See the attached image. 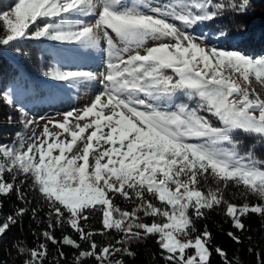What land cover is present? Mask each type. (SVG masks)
Here are the masks:
<instances>
[{
	"label": "snow or ice",
	"instance_id": "6c2138e0",
	"mask_svg": "<svg viewBox=\"0 0 264 264\" xmlns=\"http://www.w3.org/2000/svg\"><path fill=\"white\" fill-rule=\"evenodd\" d=\"M251 6L252 0H13L0 7V49L20 54L27 41L58 42L97 49L103 62L99 72L59 64L44 71L69 89L97 82L100 90L62 119L40 117L43 131L32 142L17 133L0 144V195L15 192L31 203L23 191L30 179L29 189L48 208L39 235L76 249L73 264H125L124 256H136L133 243L149 237L164 264H211L213 253L234 264L213 247L207 225L201 231L196 222L221 208L235 230L227 236L239 244L243 218H264V159L255 151L264 142V57L218 47L193 30ZM211 31L218 41L229 36L226 28ZM179 95L186 100L177 102ZM17 103L14 88L0 87V105ZM17 111L25 128L36 122L22 106ZM241 132L255 138L244 151L235 138ZM209 180L215 187L205 190ZM230 184L258 202L226 200ZM28 211L17 207L0 217V237ZM31 212L35 219L38 209ZM97 216L101 227L93 229L88 222ZM65 224L79 242L69 235L56 240L54 229ZM113 233L114 242L94 239ZM17 251L23 264H45L48 246Z\"/></svg>",
	"mask_w": 264,
	"mask_h": 264
},
{
	"label": "trees",
	"instance_id": "16d2710c",
	"mask_svg": "<svg viewBox=\"0 0 264 264\" xmlns=\"http://www.w3.org/2000/svg\"><path fill=\"white\" fill-rule=\"evenodd\" d=\"M12 2L13 0H0V7L6 8ZM209 28H226L229 36L221 42L230 48L241 52H251L254 55L264 54V0H252V6L245 14L226 12L222 18L200 24L194 30H207ZM57 44L58 42L50 41H27L23 44L20 54L9 48L0 49V87L7 85L14 88L18 101L14 107L0 105V144H11L17 139V133L22 135L24 125L21 122L22 117L17 111L18 108L22 106L28 114H32L38 108L43 109L51 99H60L61 95L70 92L71 89L67 88L66 85L52 81L43 75L44 71L52 64L78 68L65 61L56 49ZM83 68L78 69L89 70L87 66H83ZM184 100L186 98L183 95L178 96V101ZM9 116L12 117L11 120L8 119ZM235 138L242 142L241 151L246 150L255 139L242 132L237 133ZM255 151L261 159H264V142ZM5 179L10 180L11 177L6 173ZM30 184L31 180L29 179L23 187L26 198L31 201L29 204L17 200L15 192L8 196L0 195V202L3 204V208L0 209V217L7 216L17 207L29 209L5 235L0 237V264H23L26 257L18 255L17 247L24 246L32 249L41 242L47 243L48 246L45 264H73L72 258L77 253L76 249L45 241L39 235L47 228L46 213L48 208L41 197L29 189ZM202 187L206 190L207 187H215V184L209 180L208 184L202 185ZM243 193L242 187L237 188L231 184L223 190L224 198L237 205L243 204L246 200L249 203L258 202L255 196L251 194L245 196ZM116 203L130 210L126 201L118 199ZM32 208L38 209L35 219L32 217ZM243 221L246 230L236 232L242 241L239 244L227 236L229 231L235 230L232 229L230 220L223 215L221 208L206 211V218L198 220L196 227L203 231L204 226L207 225L212 234L213 247L220 246L223 248L234 264H257V252L261 254V259L264 260V218L258 214H249L243 218ZM147 222L150 223L151 219H148ZM88 223L93 229L101 227L98 216L92 217ZM53 234L57 241H60L64 235H69L79 242L78 234L66 224L56 227ZM117 238L119 237L115 233L109 236L96 235L94 237L96 242L101 245L107 241L114 242ZM81 246L84 249L88 248L85 242H81ZM132 247L136 256L134 258L124 256L125 264H164L159 255L160 250L155 237L136 241ZM249 248L253 249L251 253L248 251ZM58 249L64 252L65 259L59 257ZM84 264H95V261L88 259ZM211 264H221V258L215 253L211 257Z\"/></svg>",
	"mask_w": 264,
	"mask_h": 264
},
{
	"label": "rangeland",
	"instance_id": "374dc122",
	"mask_svg": "<svg viewBox=\"0 0 264 264\" xmlns=\"http://www.w3.org/2000/svg\"><path fill=\"white\" fill-rule=\"evenodd\" d=\"M130 2V0H129ZM167 0H160V3H165ZM214 28H209L207 30H199L195 31L196 35H200L204 33L211 37V42L216 44L218 47L232 49L224 44L221 41H218L211 30ZM56 49L61 54L65 61L70 62L74 67L83 68V66H87L89 70L92 72H99L103 68V62L101 60V52L97 49H83L77 45L71 44H60L56 45ZM236 50V49H235ZM239 51V50H238ZM249 56L254 57H264L263 55H254L251 52H243ZM100 90V86L97 82H90L86 85L78 86L73 88L68 93H64L61 95L60 99L53 98L48 101V105H46L43 109L38 108L37 111L32 112V114H28V119H34L36 122L29 126L28 128H23L22 136L25 138L27 142H32L29 138L35 136L39 137L42 134L43 127L45 121L40 120V117H44L45 120H51L53 118L62 119L60 116L61 113L67 112L72 109H81L84 105L90 102L94 94H96ZM177 102H180L177 100ZM194 106V105H192ZM28 113V112H27ZM50 131L56 132L58 131L56 128L51 126Z\"/></svg>",
	"mask_w": 264,
	"mask_h": 264
}]
</instances>
